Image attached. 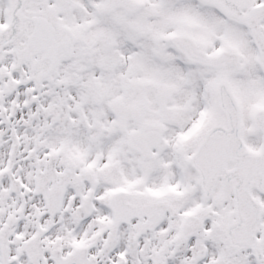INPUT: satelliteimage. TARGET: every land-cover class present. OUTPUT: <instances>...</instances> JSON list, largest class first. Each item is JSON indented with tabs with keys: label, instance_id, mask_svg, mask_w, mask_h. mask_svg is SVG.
I'll return each mask as SVG.
<instances>
[{
	"label": "snow or ice",
	"instance_id": "snow-or-ice-1",
	"mask_svg": "<svg viewBox=\"0 0 264 264\" xmlns=\"http://www.w3.org/2000/svg\"><path fill=\"white\" fill-rule=\"evenodd\" d=\"M0 264H264V0H0Z\"/></svg>",
	"mask_w": 264,
	"mask_h": 264
}]
</instances>
